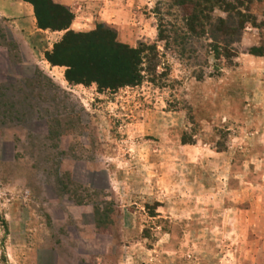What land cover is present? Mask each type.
I'll return each instance as SVG.
<instances>
[{"label": "rangeland", "instance_id": "1", "mask_svg": "<svg viewBox=\"0 0 264 264\" xmlns=\"http://www.w3.org/2000/svg\"><path fill=\"white\" fill-rule=\"evenodd\" d=\"M130 1L116 89L0 17V264H264V0Z\"/></svg>", "mask_w": 264, "mask_h": 264}, {"label": "trees", "instance_id": "2", "mask_svg": "<svg viewBox=\"0 0 264 264\" xmlns=\"http://www.w3.org/2000/svg\"><path fill=\"white\" fill-rule=\"evenodd\" d=\"M27 1L33 5L39 28L66 30L53 48L45 52V58L51 65L66 66L65 78L68 82H94L100 90L116 89L139 83L142 73L155 68V45L139 42L131 47L119 42L116 31L104 23H98L94 30L88 32L69 30L73 14L68 8L52 0ZM241 4V0L236 6L227 3L224 8L236 9ZM220 22L223 24L225 21ZM242 22L240 20L232 32L239 31L243 27Z\"/></svg>", "mask_w": 264, "mask_h": 264}, {"label": "crops", "instance_id": "3", "mask_svg": "<svg viewBox=\"0 0 264 264\" xmlns=\"http://www.w3.org/2000/svg\"><path fill=\"white\" fill-rule=\"evenodd\" d=\"M68 8L73 18L69 30L86 32L97 23L117 26L120 12L129 11L130 0H52ZM118 1V2H117ZM0 17L8 19L15 28L23 32L39 53L44 55L60 40L66 30L39 28L33 5L27 0H0ZM42 49V50H41ZM46 62V61H44ZM56 67V66H55Z\"/></svg>", "mask_w": 264, "mask_h": 264}]
</instances>
